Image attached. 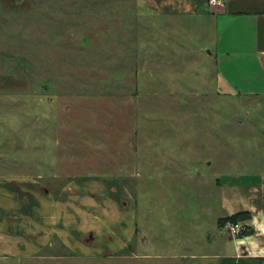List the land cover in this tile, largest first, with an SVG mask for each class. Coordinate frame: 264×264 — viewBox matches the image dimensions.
Masks as SVG:
<instances>
[{"label": "rangeland", "instance_id": "374dc122", "mask_svg": "<svg viewBox=\"0 0 264 264\" xmlns=\"http://www.w3.org/2000/svg\"><path fill=\"white\" fill-rule=\"evenodd\" d=\"M135 3L0 0V178H33L53 200L106 178L134 197L124 250L87 256L55 233L0 264H193L223 215L221 184L264 177V98L222 85L194 23Z\"/></svg>", "mask_w": 264, "mask_h": 264}, {"label": "crops", "instance_id": "0c3cea01", "mask_svg": "<svg viewBox=\"0 0 264 264\" xmlns=\"http://www.w3.org/2000/svg\"><path fill=\"white\" fill-rule=\"evenodd\" d=\"M135 2L142 17L163 19L166 24L194 23L222 85L235 94L264 98V0H223L219 6H210L209 0ZM133 205V195L111 179L73 180L53 200L33 178L1 177L0 252L27 250L29 240L45 243L49 234L56 233L65 245L87 256L112 255L132 239L134 225L126 228L127 238L120 232L124 221L133 218ZM221 205L219 221L250 213L251 219L243 224L251 233L233 237L218 222L217 232L203 244L207 251L190 256L193 264H264V177L222 183ZM47 206L53 209L50 223L45 220ZM110 225L118 237L107 231Z\"/></svg>", "mask_w": 264, "mask_h": 264}, {"label": "built area", "instance_id": "2783aa9c", "mask_svg": "<svg viewBox=\"0 0 264 264\" xmlns=\"http://www.w3.org/2000/svg\"><path fill=\"white\" fill-rule=\"evenodd\" d=\"M222 3L223 0H209L210 6H219L222 5ZM225 229L233 237H237L242 233V231L245 230V225L242 222H238V223L228 222L225 225Z\"/></svg>", "mask_w": 264, "mask_h": 264}, {"label": "trees", "instance_id": "16d2710c", "mask_svg": "<svg viewBox=\"0 0 264 264\" xmlns=\"http://www.w3.org/2000/svg\"><path fill=\"white\" fill-rule=\"evenodd\" d=\"M250 219H251L250 213L241 212V213L234 214L232 216H227V217L221 218L219 223L224 226L228 222L238 223V222L248 221ZM245 229H246V227H245ZM250 233H251L250 231L244 232V234H250Z\"/></svg>", "mask_w": 264, "mask_h": 264}]
</instances>
